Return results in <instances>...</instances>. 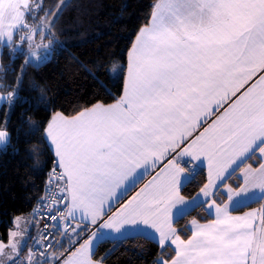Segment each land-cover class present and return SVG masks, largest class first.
Masks as SVG:
<instances>
[{"label": "snow or ice", "instance_id": "obj_1", "mask_svg": "<svg viewBox=\"0 0 264 264\" xmlns=\"http://www.w3.org/2000/svg\"><path fill=\"white\" fill-rule=\"evenodd\" d=\"M64 7L63 0L48 8L43 0H0V56L7 50L12 61L0 64V78L19 72L0 97L9 111L30 57L39 61L37 49L52 48ZM40 13L38 25L26 23ZM36 34L51 37L48 44H34ZM25 44L29 58L16 65ZM2 125L7 143V115ZM42 131L55 157L42 189L54 181L57 198H39L51 199V208L34 247L22 248L20 231L0 241V264H105L107 254L94 258L104 229L155 235L156 264H264V205L230 211L254 199V189L264 197V0H155L128 49L120 96L73 116L56 112ZM205 161L207 182L186 199L183 183ZM237 169L234 189L224 181ZM146 174L151 179L112 211ZM221 196L227 202L217 203ZM205 204L215 218L194 219L183 238L175 221Z\"/></svg>", "mask_w": 264, "mask_h": 264}, {"label": "trees", "instance_id": "obj_2", "mask_svg": "<svg viewBox=\"0 0 264 264\" xmlns=\"http://www.w3.org/2000/svg\"><path fill=\"white\" fill-rule=\"evenodd\" d=\"M60 0H43L45 8ZM155 0H63L65 7L56 20L53 56L43 64H29L23 76L19 98L11 110L4 102L0 107V127L7 115L9 142L0 146V240H8L16 215L33 212L46 190L42 185L53 166L55 157L44 138L42 129L57 111L74 115L85 107L102 101L111 103L121 94L126 71L127 52L135 36L148 23ZM36 16L38 24L43 13ZM32 18L27 21L32 24ZM38 38L41 36L38 34ZM51 38L45 36V39ZM15 64L28 58L26 50L16 54ZM12 61L5 50L1 63ZM9 71L0 78L2 90L9 93L15 87ZM11 85V87H7ZM110 93V94H109ZM207 172L197 169L195 179L182 188L192 197L206 183ZM262 203L257 200L235 209L244 211ZM213 217L205 205L195 207L175 221L183 228L181 235H191L189 222ZM171 253V249L167 250ZM106 264H156L159 248L152 238L132 235L119 240H102L94 258L104 257ZM174 254V253H171Z\"/></svg>", "mask_w": 264, "mask_h": 264}, {"label": "crops", "instance_id": "obj_3", "mask_svg": "<svg viewBox=\"0 0 264 264\" xmlns=\"http://www.w3.org/2000/svg\"><path fill=\"white\" fill-rule=\"evenodd\" d=\"M28 25H30V23H27ZM144 26V25H143ZM142 26V27H143ZM48 41H49V38H47V40H46V42H44L43 44H45V45H47L48 44ZM40 41H38V43H34V44H40L39 43ZM48 53H50V52H48ZM0 63H1V56H0ZM0 97H7V93H5L3 90H2V85H1V83H0ZM4 103V100H0V104H3ZM112 103V102H111ZM90 107V106H89ZM57 112H61V113H63L64 115H66V116H73V115H68V114H66V113H64V112H62V111H57ZM56 113V112H55ZM75 115V114H74ZM206 126V125H205ZM203 129L201 128L200 129V131H202ZM9 142V141H8ZM7 142V143H8ZM7 143H3V142H0V146H4V145H6ZM253 159H255V157H253ZM198 163V162H197ZM248 163H252V160H248V161H245L244 162V164H241L240 165V167H244V166H246V164H248ZM255 166V165H254ZM189 167H191V165H189ZM199 168H204L205 170H206V172H207V162L205 161V163L204 164H202V165H199ZM198 168V169H199ZM152 174H154V173H152ZM239 175V169H237V171H236V173H234L232 176H231V178H229V179H227V180H225L224 181V184L225 185H230V186H232L234 189L237 187V184L235 183V181H236V178H237V176ZM151 179V175H149V174H146L145 176H144V178L142 179V180H140V181H138L137 182V184H136V186L135 187H132V188H130L129 189V191H127L126 193H123L122 195H121V199L119 200V202H116V201H114L113 202V207H112V211H115V209L116 208H118L119 206H120V204L121 203H124L127 199H129L132 195H135V193L137 192V191H139V189L141 188V187H143V185L145 184V183H147V181L148 180H150ZM188 181H185L184 183H183V186L187 183ZM183 186H182V188H183ZM182 188H181V195L182 196H184L186 199H191L192 197H194V196H192V197H188V196H186V195H184L183 194V192H182ZM213 191V189L212 188H210L209 189V192H212ZM253 191H255L256 193H257V195H256V197L254 198V199H252V200H248V199H245V200H243L242 202H241V204L240 205H238V206H232L231 208H230V211L232 212V215H235V216H238V215H242L243 213H245V212H248V211H250V210H252V209H258V208H260L261 207V205H264V197H261L260 196V194H259V192H260V190L259 189H254ZM203 199V198H202ZM257 200H262V203H260V204H258V205H255V206H252V207H250V208H248V209H246V210H244V211H235V209L236 208H238V207H241V206H243V205H246V204H248V203H251V202H254V201H257ZM223 202H227V197L226 196H221L218 200H217V203H223ZM209 203H211V201H209ZM205 207H206V209L208 208V205L207 204H205ZM106 208H107V205H106ZM175 211V210H174ZM209 213V212H208ZM210 215H212V219H214L215 218V209H212V214H210ZM15 218H19V220H17V223H19L20 224V232L22 233V235H23V239L21 240V245H22V248L26 251L28 248H30L31 246H32V238L38 233V230H34L35 228V224H36V226L38 227V225H37V222H36V220H35V217H34V213L32 214L31 213V215H29V214H22V215H16L15 217H14V221H15ZM196 220L197 222H199V223H207L208 221H201V220H199V219H196V218H193V219H191L190 220V222H189V228H190V230H191V227H192V225H191V221H193V220ZM14 226H16V222L14 223ZM174 226L176 227V225L174 224ZM14 228V227H13ZM12 228V229H13ZM178 228V227H177ZM12 229L10 230V231H12ZM103 235L101 236V238L97 241V246H98V244L102 241V240H105V239H113V240H119V239H123V237H121V236H119V235H117V234H114V233H111V231L110 230H107V229H104L103 230ZM132 235H144V236H147V237H149V238H152L153 240H155V235H152V236H149V235H147V234H137V233H130L129 234V236H132ZM184 238V237H183ZM9 239H10V235H9ZM8 239V240H9ZM185 239H187V238H185ZM8 240H0V241H4L5 243L8 241ZM96 246V247H97ZM68 247V245L67 244H65L64 245V248L63 249H60V251H64L66 248ZM96 247L94 248V251H95V249H96ZM106 264V263H105Z\"/></svg>", "mask_w": 264, "mask_h": 264}, {"label": "built area", "instance_id": "obj_4", "mask_svg": "<svg viewBox=\"0 0 264 264\" xmlns=\"http://www.w3.org/2000/svg\"><path fill=\"white\" fill-rule=\"evenodd\" d=\"M53 187L48 188L46 190L45 196L51 197V198H57L56 193H55V184L54 181ZM51 208V199L48 200L46 204L39 203L36 208L34 209V217L38 225V233L32 238V247L35 246L36 240L41 239V232L43 231V225L47 223V218H46V211ZM56 240L60 239L59 234L55 237ZM67 249V248H66Z\"/></svg>", "mask_w": 264, "mask_h": 264}, {"label": "rangeland", "instance_id": "obj_5", "mask_svg": "<svg viewBox=\"0 0 264 264\" xmlns=\"http://www.w3.org/2000/svg\"><path fill=\"white\" fill-rule=\"evenodd\" d=\"M35 20L36 19L32 20L33 23L30 24V26L38 25V22L35 21ZM26 23H29V22L26 20ZM38 41H40L39 43L41 44V43L46 42V39L45 38L43 40L42 39H39L38 38V34H36L33 37V43H38ZM23 50H26L27 51L28 58H29L28 46L26 44L23 46ZM37 52L40 55V60L39 61H37L35 57H30L32 59L33 63H35L36 65H40V64L45 63L46 61H48L49 59H51L52 56H53V49L52 48L51 49H46V48H43L42 47L40 49H37ZM48 52H50V53H48ZM31 213L33 214L34 211L33 212H30V213H27V214L31 215ZM15 221H16V226H14V228L12 229V231H20L21 230L20 229L21 227H20V224L17 223L16 218H15ZM34 226H35L34 227L35 228L34 230L35 231L38 230V227L36 226V224ZM2 259H3V257H0V260H2Z\"/></svg>", "mask_w": 264, "mask_h": 264}]
</instances>
